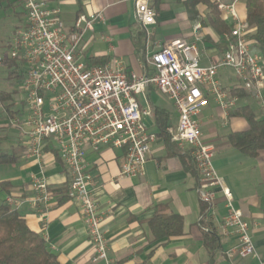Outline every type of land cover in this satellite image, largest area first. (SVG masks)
<instances>
[{
	"label": "crops",
	"instance_id": "obj_1",
	"mask_svg": "<svg viewBox=\"0 0 264 264\" xmlns=\"http://www.w3.org/2000/svg\"><path fill=\"white\" fill-rule=\"evenodd\" d=\"M47 9L57 10L66 27L77 23L78 17L103 13L105 22H94L91 30L82 34L76 50V60L85 66H101L113 60L121 62L127 73L137 76L150 75L152 69L145 58L157 45L174 39L194 43L199 52V64H215L223 54L219 36L207 24L206 7L198 5L195 17L183 4L184 0H156V24L145 31L134 20L132 0H40ZM235 3L239 20L245 19V0H221L217 10L229 30L233 21L218 4ZM199 24L200 40L193 28ZM27 26L25 10L19 0H0V57L9 60V51L18 33ZM251 31V30H250ZM252 33V31L250 32ZM252 47V46H251ZM102 65V66H103ZM23 66L5 62L6 87L0 89V155L11 159L0 164V201L12 197L20 203L17 212L27 227L40 235L48 250L60 264H105L93 262L94 250L77 204L66 198L68 176L55 146L47 143L42 164L26 157L24 136L9 124L12 118L25 115L24 97L18 84ZM22 79V78H21ZM217 81L231 98L235 107L228 115L209 99L208 105L196 117L202 140L214 146L213 164L233 197V205L240 210L247 223L256 256L245 259L227 258L225 252L236 244V237L229 231L224 234L220 222L225 214L223 198L216 195L215 219L207 223L208 232L202 227L204 205L197 195L198 177L190 162L186 148L172 142L167 129L175 128L177 114L171 102L155 88H149L144 98H139L142 110L149 109L151 116L142 122L149 133L156 136L144 165L143 174L133 178H118L124 163L123 149L102 147L97 152L87 150L85 165L94 184L91 189L98 212L102 214V231L107 242V259L110 264H264V149L255 157L240 153L229 142V135L247 131L248 124L240 115L249 110L257 120H264V82L259 97L245 90L230 69H220ZM242 88L247 96L238 98L233 90ZM157 102L152 99L153 94ZM168 114L165 134H160L157 112ZM42 173L49 185L51 208L44 222L40 221L28 203L32 197L30 176ZM158 209L162 214L181 217L182 235L156 239L149 221ZM212 234L217 239L216 249L209 253L203 235Z\"/></svg>",
	"mask_w": 264,
	"mask_h": 264
},
{
	"label": "built area",
	"instance_id": "obj_2",
	"mask_svg": "<svg viewBox=\"0 0 264 264\" xmlns=\"http://www.w3.org/2000/svg\"><path fill=\"white\" fill-rule=\"evenodd\" d=\"M25 10L27 26L18 33L9 58L23 66L20 92L24 95L25 115L12 118L9 124L21 131L25 140L26 157L42 164L47 143L55 146L68 176V193L80 211L88 240L93 247V262L110 264L107 242L102 231V214L98 212L91 189L94 181L87 172V150L102 147L123 149L124 163L118 178H133L143 174L144 165L156 140L142 122L151 116L142 110L139 98L149 88H155L167 98L177 114L175 128H168L170 140L186 148L198 177L197 195L205 206L202 227L215 219L216 195L223 198L225 214L221 219L222 233L230 231L236 244L225 252L227 258L245 259L256 256L247 223L233 205V197L214 168V146L202 140L196 117L211 98L228 115L235 107L217 81L220 69H230L242 87L259 97L264 82V60L253 53L247 24L239 20L235 3L218 4L233 21L230 33L224 35L225 50L213 65L201 66L194 43L174 39L157 45L145 58L152 69L150 75L127 73L121 62L113 60L103 66H85L76 60V50L82 34L91 30L94 22H105L103 13L79 16L77 23L66 27L57 10H49L40 0H19ZM134 20L145 31L156 24L157 14L151 0H132ZM200 25L193 33L200 40ZM2 58L0 57V64ZM32 197L28 203L40 221L44 222L51 208V193L42 173L30 176ZM13 210L20 203L12 197L0 201Z\"/></svg>",
	"mask_w": 264,
	"mask_h": 264
},
{
	"label": "trees",
	"instance_id": "obj_3",
	"mask_svg": "<svg viewBox=\"0 0 264 264\" xmlns=\"http://www.w3.org/2000/svg\"><path fill=\"white\" fill-rule=\"evenodd\" d=\"M155 1L151 0L153 8V5H156ZM218 1L221 0H184L183 4L193 17L197 14L196 7L198 5L205 6L207 10L205 16L207 22H202L203 27L208 24L219 36H222L229 34L230 30L223 22L217 10ZM244 21L249 28L248 38L252 44V52L259 54L264 60V0H245ZM250 30L252 33H250ZM219 45L224 51L226 46L223 40ZM16 61L10 58L9 60H2L9 67L10 65H15ZM19 63L22 67V63ZM100 65L102 66L103 64ZM21 72L18 84L21 83V78H23V71ZM232 93L238 98L247 96V93L242 88L233 90ZM156 114L160 134L166 135L165 125L168 121V114L163 111ZM240 115L247 122L248 129L243 133L230 134L229 142L231 147L240 153L255 157L259 151L264 149V120H257L249 110L245 109L241 110ZM10 161L11 159L7 156L0 155V164L10 163ZM66 198L70 199L69 193ZM182 225L181 217L175 214L166 216L158 208L153 218L149 221V227L156 239L181 236ZM203 239L205 247L209 253H212L216 249L218 239L208 233L203 235ZM0 264L60 263L57 257L48 250L44 239L27 227L25 221L16 210L0 205Z\"/></svg>",
	"mask_w": 264,
	"mask_h": 264
},
{
	"label": "rangeland",
	"instance_id": "obj_4",
	"mask_svg": "<svg viewBox=\"0 0 264 264\" xmlns=\"http://www.w3.org/2000/svg\"><path fill=\"white\" fill-rule=\"evenodd\" d=\"M6 75H7V73H6V71H5V69H0V89L1 88H4V87H6L7 85H6V80H5V78H6ZM22 95V98L24 97V95L23 94H21ZM156 96H158L159 98H161L159 95H157V94H153L152 95V99H153V101L154 102H157V100L158 99H156ZM162 96V95H161ZM164 97V96H163Z\"/></svg>",
	"mask_w": 264,
	"mask_h": 264
}]
</instances>
